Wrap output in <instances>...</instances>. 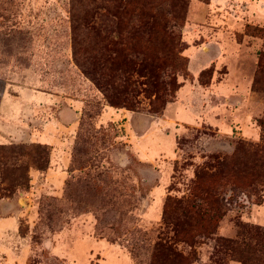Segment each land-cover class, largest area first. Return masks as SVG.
<instances>
[{"label": "rangeland", "instance_id": "rangeland-1", "mask_svg": "<svg viewBox=\"0 0 264 264\" xmlns=\"http://www.w3.org/2000/svg\"><path fill=\"white\" fill-rule=\"evenodd\" d=\"M184 3L178 26L170 0H0V264H152L164 241L188 264H242L227 241L264 235V187L260 204L223 191L215 233L193 246L166 215L197 172L263 135L259 2ZM142 11L169 21L189 61L160 115L144 97L134 111L111 106L92 74Z\"/></svg>", "mask_w": 264, "mask_h": 264}, {"label": "trees", "instance_id": "trees-1", "mask_svg": "<svg viewBox=\"0 0 264 264\" xmlns=\"http://www.w3.org/2000/svg\"><path fill=\"white\" fill-rule=\"evenodd\" d=\"M170 1L173 9L182 8L180 14L174 12L173 18L178 26L183 25L185 0ZM138 17L145 20L132 24L126 37L119 24V40L112 42V54L108 55L109 48L105 46L92 74L111 106L134 111L140 98L144 97L150 101V112L160 115L180 89L177 77L179 73L188 72L189 61L182 55V36L170 29L169 21L156 24L157 15L153 12L142 11ZM137 35L148 38L135 41ZM261 127L260 144L241 142L232 156L215 158V164L197 172L188 199L169 201L165 212L173 219L178 240L193 246L200 235L215 233L226 206L224 195L229 188L254 193L255 203H261V190L257 187H264V121ZM246 232L251 240L257 241L256 244L247 240L227 241L228 245L242 264L264 261V245H260L264 235L259 228H247ZM152 264H188V259L164 241L155 246Z\"/></svg>", "mask_w": 264, "mask_h": 264}, {"label": "crops", "instance_id": "crops-1", "mask_svg": "<svg viewBox=\"0 0 264 264\" xmlns=\"http://www.w3.org/2000/svg\"><path fill=\"white\" fill-rule=\"evenodd\" d=\"M257 2H259V4L255 6L252 19L259 24L264 25V0H257ZM256 19L259 20L257 21Z\"/></svg>", "mask_w": 264, "mask_h": 264}]
</instances>
